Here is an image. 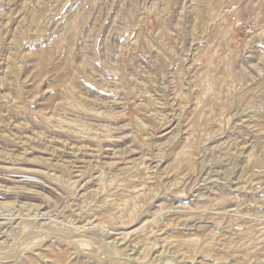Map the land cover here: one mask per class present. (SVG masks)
Here are the masks:
<instances>
[{"label":"rangeland","instance_id":"1","mask_svg":"<svg viewBox=\"0 0 264 264\" xmlns=\"http://www.w3.org/2000/svg\"><path fill=\"white\" fill-rule=\"evenodd\" d=\"M95 4L0 0V264H264V0Z\"/></svg>","mask_w":264,"mask_h":264},{"label":"bare ground","instance_id":"2","mask_svg":"<svg viewBox=\"0 0 264 264\" xmlns=\"http://www.w3.org/2000/svg\"><path fill=\"white\" fill-rule=\"evenodd\" d=\"M91 1V3L92 4H95V1L96 0H90ZM130 1V3L131 4H133V2H134V0H129ZM96 5V4H95ZM127 14V13H126ZM131 15V14H130ZM73 19H75V18H73ZM72 23V22H71ZM82 23V22H81ZM79 24H80V22H79ZM78 25V20H74L73 21V26H77ZM72 26V27H73ZM23 32V31H22ZM24 33V32H23ZM22 36V35H21ZM53 44V43H52ZM92 45V44H91ZM69 45H68V42L67 41H62V42H60V43H54L53 45H52V47H51V49H49V50H45L46 52H42V54H41V62H44L43 64H46L49 60H50V58H51V56H53L52 54L55 52H60V51H63V50H67ZM67 48V49H66ZM82 48L84 49V53L86 54V59L84 60V62L82 63V66H81V68L84 66V65H86L87 63H89V62H92V61H94V62H99L98 61V59H97V56L95 55V53H90V45L89 44H84V45H82ZM92 50H94V49H92ZM93 52H95V51H93ZM67 54V53H66ZM72 54V53H71ZM70 54V55H71ZM97 54V53H96ZM69 55V54H68ZM71 57V56H70ZM100 59V58H99ZM39 60V59H38ZM69 57H67L66 58V62H65V65L66 66H68L69 67ZM39 62V61H38ZM210 62V61H209ZM93 65V64H92ZM43 66H45V65H43ZM80 67V66H79ZM85 67V66H84ZM86 67H87V65H86ZM93 67H94V65H93ZM67 68V67H66ZM65 68V69H66ZM78 68V67H77ZM98 68V67H97ZM85 69V68H84ZM99 69V68H98ZM67 71H68V73L71 75V76H73V78L74 79H76V77H78V71H77V69L76 70H72L70 67L69 68H67L66 69ZM82 71V70H81ZM80 74V73H79ZM70 82H75V80H73V81H70ZM84 194V193H83ZM137 198V197H136ZM135 198V199H136ZM134 200V199H133ZM25 236V235H24ZM53 251V250H52ZM25 256V255H24ZM65 256V255H64ZM63 257V256H62ZM62 259V258H61ZM60 259V260H61ZM66 258L64 257V260H65ZM1 260V259H0ZM5 260V259H4ZM59 260V259H58ZM63 260V259H62ZM2 261V260H1ZM7 262V261H6ZM60 262V261H59ZM65 262H66V260H65ZM16 264V263H15ZM61 264V263H60ZM65 264V263H64Z\"/></svg>","mask_w":264,"mask_h":264}]
</instances>
